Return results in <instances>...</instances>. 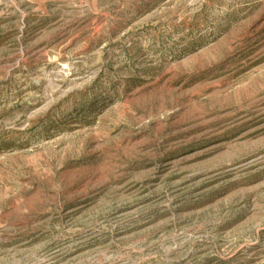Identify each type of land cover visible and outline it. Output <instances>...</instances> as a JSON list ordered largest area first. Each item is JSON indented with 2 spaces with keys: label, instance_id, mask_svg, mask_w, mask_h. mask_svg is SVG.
<instances>
[{
  "label": "rangeland",
  "instance_id": "obj_1",
  "mask_svg": "<svg viewBox=\"0 0 264 264\" xmlns=\"http://www.w3.org/2000/svg\"><path fill=\"white\" fill-rule=\"evenodd\" d=\"M0 264H264V0H0Z\"/></svg>",
  "mask_w": 264,
  "mask_h": 264
}]
</instances>
